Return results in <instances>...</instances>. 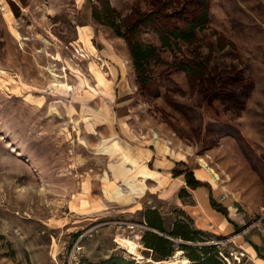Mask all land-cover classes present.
<instances>
[{"label":"rangeland","instance_id":"1","mask_svg":"<svg viewBox=\"0 0 264 264\" xmlns=\"http://www.w3.org/2000/svg\"><path fill=\"white\" fill-rule=\"evenodd\" d=\"M90 1L0 0V264H99L120 257L138 264H190L181 244L193 242L169 232L179 220L195 226L156 194L144 208L72 212L80 179L91 176L94 194H101V178L109 177L98 134L112 129L86 123L90 107L109 91L119 142L132 153L140 143L168 149L179 159L174 171L191 170L207 184L210 198L238 209L242 230L201 237L220 245L229 264H255L239 237L259 239L255 249L264 257V0H209L208 25L178 54L196 68L204 61L205 76L193 79L178 70L164 49L167 64L155 67L151 96L139 89L126 41L93 18ZM136 3L154 7L152 0H111L123 15ZM187 3L174 0L172 9ZM144 38L160 45L152 32ZM107 47L114 63L102 55ZM223 78L228 87L221 86ZM222 90L225 100L211 98ZM149 207L159 211L163 235L175 243L166 259L143 242L153 230L145 219ZM119 238L135 242L137 254Z\"/></svg>","mask_w":264,"mask_h":264},{"label":"trees","instance_id":"2","mask_svg":"<svg viewBox=\"0 0 264 264\" xmlns=\"http://www.w3.org/2000/svg\"><path fill=\"white\" fill-rule=\"evenodd\" d=\"M152 1L154 7L150 10H144L140 3H136L128 15L121 14L111 4V0H97V3L94 0L90 1L93 18L97 22L112 28L118 37L126 41L133 60L139 89L149 96L152 95V88L155 83V67L167 64L162 56L164 49L169 50L174 56L171 65L178 70L187 72L193 79L205 76L208 66L204 61L197 62L199 66L196 68L190 64L187 65V59H179L178 54L182 50V45H191L196 41L197 31L205 28L210 21L209 0H188L182 9L177 11L172 9L174 0ZM148 32H152L158 37L160 45L145 40L144 34ZM227 80L223 78L220 81L221 86L228 87ZM225 94L224 90L214 92L211 98H223L225 100L228 96ZM174 173L185 174L187 185L191 188L207 185L205 182L196 179L194 173L189 169L175 170ZM185 192L182 190L181 196L184 197ZM211 203L215 209L228 215L227 208L218 203L212 195ZM145 219L148 226L153 229L147 231L143 236L145 246L153 249L161 259L170 257L173 254L175 243L173 238L163 235L167 231L161 214L157 209L149 207L145 211ZM190 221L193 223L191 219ZM205 232L207 231L192 228L188 222L179 220L174 223L169 235L193 242V244H181V247L187 251V256L191 260L190 264H229L219 249L220 245L206 243L207 241L202 239L201 235ZM255 247L258 250V246L255 245ZM99 264L138 263L135 260L120 257L111 258Z\"/></svg>","mask_w":264,"mask_h":264},{"label":"crops","instance_id":"3","mask_svg":"<svg viewBox=\"0 0 264 264\" xmlns=\"http://www.w3.org/2000/svg\"><path fill=\"white\" fill-rule=\"evenodd\" d=\"M102 55H105L111 63L116 60L115 54L109 47ZM66 90L70 93L73 89ZM113 96L114 93L109 91V95L100 97L98 106L90 107L91 118L86 122L89 125L105 124L112 129L107 131L106 135L98 134L101 153L108 158L106 166L109 177L101 178V194H94V181L91 176L80 179L79 189L74 197L76 211L72 210V212L86 216L90 213H102L111 207L139 209L150 204L148 199L150 194H156L162 202L173 203L177 209H181L193 221L195 228L211 231L221 237H223L221 234L231 235L242 230L245 219L238 209L226 205L229 208V216H226L212 206L209 190L206 187L191 189L187 187L183 174L173 173L179 159L173 158L171 151L165 148L153 149L150 144L140 143L135 145L132 153L131 148L128 150L125 143L119 142V132L113 130L118 123L115 120ZM106 148H110L111 151H105ZM148 180H153L154 183L152 185L144 183ZM182 190L186 191L184 197L181 196ZM212 193L214 196V192ZM98 195L103 198L96 197ZM83 202H87L88 205L84 207ZM239 238V242L248 251L254 263L264 264V257L255 249V245L261 246L259 239L243 236Z\"/></svg>","mask_w":264,"mask_h":264},{"label":"bare ground","instance_id":"4","mask_svg":"<svg viewBox=\"0 0 264 264\" xmlns=\"http://www.w3.org/2000/svg\"><path fill=\"white\" fill-rule=\"evenodd\" d=\"M201 161H202L203 166L206 167L208 169V171L211 172L215 176V178L218 179L219 178V175L214 171V169H212L211 167H209V165L207 164V162L205 160L202 159ZM119 242H120V244H122V246L126 247L131 253L137 254L138 245L135 242H133V241H131L129 239H121V238H119ZM180 253L181 252L179 251V253L174 258L175 259L174 261L176 263L178 261V257H179L178 255H180ZM184 261L185 262H188L187 259H185ZM230 264H234V263L231 262Z\"/></svg>","mask_w":264,"mask_h":264},{"label":"built area","instance_id":"5","mask_svg":"<svg viewBox=\"0 0 264 264\" xmlns=\"http://www.w3.org/2000/svg\"><path fill=\"white\" fill-rule=\"evenodd\" d=\"M82 56V55H81Z\"/></svg>","mask_w":264,"mask_h":264}]
</instances>
